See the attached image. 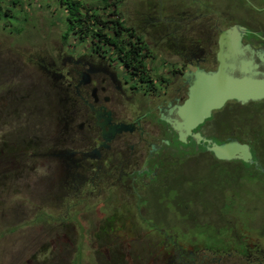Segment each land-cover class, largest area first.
Listing matches in <instances>:
<instances>
[{
    "label": "rangeland",
    "instance_id": "rangeland-1",
    "mask_svg": "<svg viewBox=\"0 0 264 264\" xmlns=\"http://www.w3.org/2000/svg\"><path fill=\"white\" fill-rule=\"evenodd\" d=\"M82 1L84 8L104 5L101 0ZM187 1L117 2L126 26L148 44L147 53L153 56L149 68L156 77L169 76L171 67L182 66L177 63H185L197 51L206 28L199 32L193 27L219 19L224 28L225 18L231 20L229 0ZM202 11L208 15L198 19ZM65 18L58 0L16 4L0 0V264H164L167 257L155 255L161 237L148 227L150 218L156 216L163 223L172 217L158 213L163 199H153L154 213L150 206L137 204L128 184L120 187L117 182L113 187L106 182L90 192L89 181L96 177L89 170V159L75 152L82 150L81 145L65 133L70 124L65 110L77 89L89 95V78L101 80L103 88L117 84L123 88L127 79L116 55L93 54L89 37L81 40L71 33L65 39ZM252 104L229 103L218 112L216 127L222 137L237 134L264 148V101ZM194 169L201 175L190 174L193 180L208 175L203 165ZM237 173L229 183V178L227 183L222 179L223 187L232 191H205L201 197L207 201L205 208L195 210L207 213L208 220L224 206L242 222L241 233L248 219L264 220V186L257 175L240 177L241 169ZM225 202L231 203L225 206ZM248 226L250 236L256 237L258 233L249 229L256 225Z\"/></svg>",
    "mask_w": 264,
    "mask_h": 264
},
{
    "label": "flooded vegetation",
    "instance_id": "flooded-vegetation-1",
    "mask_svg": "<svg viewBox=\"0 0 264 264\" xmlns=\"http://www.w3.org/2000/svg\"><path fill=\"white\" fill-rule=\"evenodd\" d=\"M228 2L231 5L227 12L231 20L225 18L228 24L220 28L218 19L206 26L197 24L193 27L199 32L206 28L205 34L197 42V51L201 53L196 51L185 63H177L182 66L171 67L169 76L156 77L151 73L149 58L153 56L149 53L145 58V72L128 69L118 61L125 68L127 77L123 80L124 89L122 84L103 88L101 80L89 78V95L77 89L72 98L74 103L71 102V107L65 110L66 122L70 123L64 128L65 133L81 145L82 150L75 152L89 159V170L96 177L89 181L90 192L99 190L98 187L105 186L106 182H112L113 187L118 182L120 187L128 184L133 188L140 206L147 205L154 210L153 199H163L156 207L158 213L169 214L172 220L167 222L162 218L164 222L160 223L155 216L149 219L148 227L158 231L161 237V249L154 253L167 257L164 264H264V220L257 223L248 219L243 223L244 230L242 225L239 233L238 224L242 222L233 218L231 212H226L224 206L217 207L208 220L207 213L200 215L195 210L196 207L205 208L207 201L201 198L205 191L224 194L226 190H231L223 187L222 179L225 183L227 178L228 183L232 178L236 180L238 169H241L240 177L243 174L248 178L257 175L264 186L263 145L237 134L222 137L220 127L218 130L215 123L220 117L218 112L229 103L243 107L254 105L253 102L262 103L264 99L246 104L228 101L193 129L185 142L165 120L177 118V106L187 99L189 73L198 68L207 71L217 69L219 37L224 29L238 26L242 43L248 45L249 49L245 48L244 53L236 55L235 59L238 62L253 61L259 65L257 70L264 73V0ZM238 14L241 18H233ZM206 15L202 11L197 16L199 19ZM195 133L201 135L199 140ZM229 140L248 143L253 161L222 160L208 149L214 142L221 144ZM206 157L211 161L206 162ZM237 163H241L242 167H238ZM201 165L207 168L205 172L208 175L193 180L190 174L197 173L194 167ZM198 184L200 186L196 187ZM189 188L194 189L187 195L185 191ZM209 198L215 201L210 195ZM230 203L225 202V206ZM181 209L189 210V213ZM253 223L256 227L249 229L253 230L252 233H258L256 237L250 236L246 228ZM164 224L166 229L163 228Z\"/></svg>",
    "mask_w": 264,
    "mask_h": 264
},
{
    "label": "water",
    "instance_id": "water-1",
    "mask_svg": "<svg viewBox=\"0 0 264 264\" xmlns=\"http://www.w3.org/2000/svg\"><path fill=\"white\" fill-rule=\"evenodd\" d=\"M219 48L217 69L207 71L198 68L189 73L188 97L177 106V118H165L179 132L182 142L187 141L193 129L210 118L214 110L221 109L228 101L246 104L264 99V73L257 70L259 65L253 61L238 62L235 59L236 55L244 53L245 48L249 49L248 45L242 43L238 26L221 31ZM194 136L198 140L201 138L199 133ZM208 149L222 160L253 161L250 145L239 140L221 144L214 142Z\"/></svg>",
    "mask_w": 264,
    "mask_h": 264
},
{
    "label": "trees",
    "instance_id": "trees-1",
    "mask_svg": "<svg viewBox=\"0 0 264 264\" xmlns=\"http://www.w3.org/2000/svg\"><path fill=\"white\" fill-rule=\"evenodd\" d=\"M103 6L89 4L85 7L82 0H58L61 7L65 8L67 26L64 38L71 33L78 34L81 40L90 38L92 50L102 57L113 53L126 68L145 72V58L149 56L148 47L143 37L138 35L131 27L126 26L115 0H101ZM19 0H11L16 4ZM114 6L111 13L108 8ZM102 10L104 12H102ZM106 13V16H104ZM113 15V16H112Z\"/></svg>",
    "mask_w": 264,
    "mask_h": 264
}]
</instances>
